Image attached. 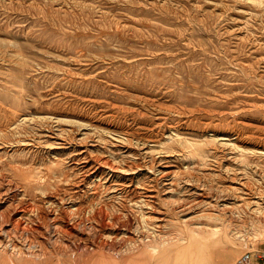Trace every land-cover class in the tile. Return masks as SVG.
<instances>
[{
	"label": "rangeland",
	"instance_id": "1",
	"mask_svg": "<svg viewBox=\"0 0 264 264\" xmlns=\"http://www.w3.org/2000/svg\"><path fill=\"white\" fill-rule=\"evenodd\" d=\"M0 200L18 264L263 248L264 0H0Z\"/></svg>",
	"mask_w": 264,
	"mask_h": 264
},
{
	"label": "bare ground",
	"instance_id": "2",
	"mask_svg": "<svg viewBox=\"0 0 264 264\" xmlns=\"http://www.w3.org/2000/svg\"><path fill=\"white\" fill-rule=\"evenodd\" d=\"M20 118V117H19ZM94 158V157H93ZM95 168V167H94ZM9 178V177H8ZM12 180V179H11ZM15 184V183H14ZM17 185V184H16ZM18 197V196H17ZM1 201V200H0ZM25 202V201H24ZM30 203H31V201H29ZM13 204V203H12ZM15 205V204H14ZM25 205V204H24ZM75 205V204H74ZM53 206V205H52ZM30 208V207H29ZM32 208V207H31ZM26 209V208H25ZM85 209V208H84ZM257 209V208H256ZM1 210V209H0ZM16 210V209H15ZM53 210V209H52ZM3 211V210H2ZM14 211V210H13ZM57 211V210H56ZM101 211V210H100ZM99 211V212H100ZM1 212V211H0ZM12 212V211H11ZM49 212V211H48ZM2 213H4V212H2ZM2 213H0V218L2 219L3 217V215H5V214H2ZM97 213H98V210H97ZM47 214V213H46ZM69 214V213H68ZM10 215H11V213H10ZM35 215V214H34ZM65 215V214H64ZM116 215V214H115ZM6 216V215H5ZM19 216H21V215H19ZM47 216V215H46ZM119 216V215H118ZM16 218H17V216H15ZM56 217V216H55ZM10 218V217H9ZM8 218V219H9ZM23 218V217H22ZM7 219V220H8ZM13 219H15V218H13ZM24 219V218H23ZM46 219V218H45ZM6 220V219H5ZM5 220H0V221H5ZM17 220V219H16ZM16 220H14V222L13 221H11V222H13V227H9V228H13V229H21V230H28V228H26V227H30V226H26V224H27V222L26 221H24L25 223V226L24 225H21L20 223L21 222H23L21 219V222H17ZM41 220V219H40ZM48 220V219H47ZM67 220V219H66ZM69 220V219H68ZM143 220H145V218L143 219ZM43 221V220H42ZM51 221V220H50ZM7 223H8V221H6ZM34 222V221H33ZM45 222V221H44ZM43 222V223H44ZM2 223H4V222H2ZM1 223V224H2ZM42 223V224H43ZM48 223V222H47ZM49 224V223H48ZM3 225V224H2ZM58 225V224H57ZM60 225V224H59ZM58 225V226H59ZM76 225V224H75ZM35 226V225H34ZM46 226V225H45ZM56 226V225H55ZM1 227V226H0ZM33 227V226H32ZM36 227V226H35ZM63 227V226H62ZM70 227V226H69ZM142 227V226H141ZM34 228V227H33ZM56 228H59V227H56ZM73 228H74V226H73ZM72 228V229H73ZM5 229V228H4ZM7 229V228H6ZM30 229V228H29ZM35 229V228H34ZM36 229H37V227H36ZM35 229V230H36ZM65 230H66V228H64ZM68 229V228H67ZM26 230V231H27ZM34 230V231H35ZM50 230V229H49ZM68 230H71V229H68ZM191 230V229H190ZM202 230V231H201ZM7 231H8V229H7ZM11 231H13V230H11ZM192 231V235H190V236H184V237H179V238H177L176 240H171V241H168V240H165V241H163V242H161V243H158V244H149L148 246H149V248L151 249V252H152V256H153V259H154V262H155V264H176L179 260H181V258L182 257H186L187 255H188V253H187V251H188V245H190L191 246V241L192 240H194V239H202V240H204V243H205V240H210L211 241V239H209L208 238V236H207V234L205 233V231H206V229L205 228H202V229H192L191 230ZM14 232V231H13ZM19 232H20V230H19ZM32 233H33V231H31ZM190 232V231H189ZM188 232V233H189ZM15 233V232H14ZM29 233V232H28ZM16 234V233H15ZM14 234V235H15ZM27 234V233H26ZM7 235H8V233H7ZM22 235V234H21ZM57 235V234H56ZM181 235V234H180ZM43 236V235H42ZM14 237V236H13ZM26 237V236H25ZM239 237V236H238ZM263 237V233H256L255 235H254V238H252V241H253V243L254 244H256V243H258V240L259 239H261ZM9 238H11V237H9ZM175 238V237H174ZM13 239V238H12ZM49 239V238H48ZM173 239V238H172ZM230 240H232V241H230V243H231V246H234V244H233V239H234V237H231V238H229ZM9 240V239H8ZM11 240V239H10ZM57 240V239H56ZM1 241V240H0ZM209 241V242H210ZM213 241V244H215L217 241H215V240H212ZM211 241V242H212ZM52 242V241H51ZM197 242H198V240H197ZM196 242V243H197ZM31 243H32V241H31ZM55 243V242H54ZM201 243V242H200ZM59 244V243H58ZM193 244V243H192ZM203 244V243H202ZM33 245V244H32ZM147 245V244H146ZM204 245V244H203ZM22 246V245H21ZM29 246V245H28ZM37 246V245H36ZM51 246V245H50ZM19 246H17V244H13V243H11L10 241H9V243L7 242V241H1L0 242V254L1 255H3V256H5V259H3L2 260V263L3 262H5V261H8V263H10V264H18V263H16L15 261H14V257L15 256H18L20 253H21V247H19ZM23 247V246H22ZM26 247V246H25ZM53 248H54V246H52ZM147 247V246H146ZM200 247H201V244H200ZM204 246H202V248H203ZM27 249L29 248V247H26ZM197 248V247H196ZM205 248V247H204ZM206 248H207V246H206ZM30 249H31V247H30ZM29 249V250H30ZM51 249V248H50ZM190 249V248H189ZM197 249H200V248H197ZM35 250V249H34ZM72 250V249H71ZM192 250V249H191ZM201 250H203V249H200V251ZM39 251H40V247H39ZM42 251V250H41ZM92 251V250H91ZM239 251V250H238ZM31 252V251H30ZM38 252V251H37ZM37 252L36 251H34V253L35 254H37ZM44 252V251H43ZM197 252H199V250L197 251ZM39 253H41V252H39ZM118 253V252H117ZM32 254L33 253H31V255H28V257L27 258H29V256L31 257L32 256ZM38 255V254H37ZM36 256V255H35ZM42 256V255H41ZM40 256V258L42 259V257ZM73 256V255H72ZM196 256V255H195ZM198 257H199V255H198ZM234 257V256H233ZM25 258V257H24ZM33 258V257H32ZM35 258V257H34ZM38 258H39V256H38ZM38 258H36V259H38ZM40 258H39V260H40ZM190 259V258H189ZM196 259V258H195ZM198 259V258H197ZM34 260V259H33ZM55 260V259H54ZM34 261H36V260H34ZM190 261H191V259H190ZM199 261V260H198ZM231 261H233V259L231 258V257H229V259H227V262H231ZM237 261V260H236ZM25 263H26V261H24ZM41 262V261H40ZM24 263V264H25ZM36 263V262H35ZM34 263V264H35ZM42 263V262H41ZM41 263H39V264H41ZM186 263V262H185ZM194 263H195V261H194ZM4 264V263H3ZM44 264V263H43ZM57 264H58V262H57ZM191 264V263H190Z\"/></svg>",
	"mask_w": 264,
	"mask_h": 264
},
{
	"label": "built area",
	"instance_id": "3",
	"mask_svg": "<svg viewBox=\"0 0 264 264\" xmlns=\"http://www.w3.org/2000/svg\"><path fill=\"white\" fill-rule=\"evenodd\" d=\"M254 255L264 259V247L258 249H247L243 251L237 258L238 263L248 261Z\"/></svg>",
	"mask_w": 264,
	"mask_h": 264
},
{
	"label": "crops",
	"instance_id": "4",
	"mask_svg": "<svg viewBox=\"0 0 264 264\" xmlns=\"http://www.w3.org/2000/svg\"><path fill=\"white\" fill-rule=\"evenodd\" d=\"M254 249H257V248H254ZM230 264H264V259L254 255L248 261H245V262H242V263H238L237 261L236 262L235 261H231Z\"/></svg>",
	"mask_w": 264,
	"mask_h": 264
}]
</instances>
